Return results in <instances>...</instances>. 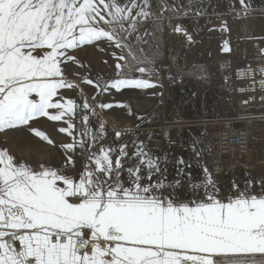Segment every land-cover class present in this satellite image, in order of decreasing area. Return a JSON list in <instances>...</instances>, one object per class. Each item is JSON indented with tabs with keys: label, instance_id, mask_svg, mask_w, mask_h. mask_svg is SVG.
I'll use <instances>...</instances> for the list:
<instances>
[{
	"label": "snow or ice",
	"instance_id": "6c2138e0",
	"mask_svg": "<svg viewBox=\"0 0 264 264\" xmlns=\"http://www.w3.org/2000/svg\"><path fill=\"white\" fill-rule=\"evenodd\" d=\"M239 3L245 15L254 10L251 0ZM162 19L151 0H0V132L26 125L52 144L30 123L45 117L62 121L58 132L72 138L60 145L67 158L57 165L32 166L0 149V264H264V178L246 173L244 186L234 180L225 194L201 165L196 140L189 160L174 161L148 146L155 133H145L146 143L134 132L131 150L106 144L104 125L90 127L93 105H78L62 91L76 88L71 65H84L73 52L85 45L113 49L117 61L108 79L81 75L94 86L93 102L106 93L162 87L156 38ZM149 21L151 33L141 34ZM169 27L195 42L184 25L170 18ZM223 51H230L227 42ZM169 72L170 80L182 81L179 70ZM162 131L175 145L170 130ZM123 135L115 132L118 140ZM194 166L198 181L189 171Z\"/></svg>",
	"mask_w": 264,
	"mask_h": 264
},
{
	"label": "rangeland",
	"instance_id": "374dc122",
	"mask_svg": "<svg viewBox=\"0 0 264 264\" xmlns=\"http://www.w3.org/2000/svg\"><path fill=\"white\" fill-rule=\"evenodd\" d=\"M151 2L153 12L163 17L160 30L156 33L162 53L157 66L160 68V83L165 88L163 96L157 97L156 87L106 93L101 95L97 102H93L92 96L97 94L94 86L84 83L81 75L90 76L94 81L108 79L115 75L117 61L111 54L113 49L101 52L95 46L85 45L73 52L84 67L71 65L75 75L69 79L77 86L75 89L62 90L65 98L75 100L78 105H82L84 100L93 105L96 115H90V127L95 131L100 124L104 125L106 144L126 143L131 150V142L136 139L134 132H138L139 139L146 143L148 141L145 133H155L148 146L157 155H162L164 151L169 152L170 159L174 161L178 156L189 160L190 145L193 140L198 141L196 147L201 152V165L209 168L225 194H231L234 180L243 187L244 181L248 178L246 173L256 181L264 178V142L261 139L251 141L249 158L239 159L233 156L229 159V155L221 160L209 158L212 137L216 135L220 126L243 124L248 128L249 124L239 117L254 114L253 110L245 111L238 108L230 90L224 86L220 75L215 72V64L220 60L237 63L243 59H257L254 56L256 47L253 44L256 42L259 46L264 45V11H261L264 9V0H251L254 10L245 16L241 13L239 0H151ZM165 6L168 10H163ZM173 8H179L181 12L187 11L189 15L174 16ZM170 18L173 26L184 25L195 42L189 45L183 35L172 33L169 27ZM222 18L225 19L224 23H221ZM225 23L228 30L224 32L220 30L217 34L209 33L211 27H222ZM145 29L151 33L152 21L141 27V34ZM148 39L151 40V36ZM225 42L230 51L222 50ZM133 43L138 42L133 39ZM144 47L145 51H149L147 45ZM116 51L119 52L118 49ZM169 68L172 75L179 70L183 77L182 81L170 80ZM99 102L111 103L113 107L101 109L98 106ZM259 110L263 112L264 106L259 107ZM263 119L258 121L261 126H264ZM30 123L36 130L44 132L53 143L49 144L35 135L28 126L21 125L0 132V149H6L15 159L32 166H38L40 163L57 165L65 160L67 157L60 145L72 142V138L58 132L59 127L65 126L63 122L40 117ZM75 124L79 128L81 120L76 119ZM125 129L128 131L125 132ZM164 129L170 130L175 145H168L163 136ZM116 131L124 132L119 140L115 136ZM189 171L195 180L202 178L199 167L194 166ZM175 176V167L170 163L168 179L172 180ZM259 190V185H256V191Z\"/></svg>",
	"mask_w": 264,
	"mask_h": 264
},
{
	"label": "built area",
	"instance_id": "2783aa9c",
	"mask_svg": "<svg viewBox=\"0 0 264 264\" xmlns=\"http://www.w3.org/2000/svg\"><path fill=\"white\" fill-rule=\"evenodd\" d=\"M253 45L257 48L258 43L255 42ZM215 72L220 75L224 86L230 90L240 110L264 106V61L243 59L233 63L230 60H220L215 64ZM164 91V85L158 87L157 97H162ZM244 116H240L239 119L241 117L246 119ZM257 116L264 118V111L259 112ZM215 136L216 139L211 144V154L225 153L239 159L249 158L251 138L245 125L223 124Z\"/></svg>",
	"mask_w": 264,
	"mask_h": 264
},
{
	"label": "bare ground",
	"instance_id": "6f19581e",
	"mask_svg": "<svg viewBox=\"0 0 264 264\" xmlns=\"http://www.w3.org/2000/svg\"><path fill=\"white\" fill-rule=\"evenodd\" d=\"M241 13H243L242 15L245 16L243 10H241ZM224 22H225V19L222 18L221 19V23H224ZM220 30H221L220 26L211 27L209 29V33L210 34H217V33H220ZM208 36H210V35H208ZM223 48H222V50H223ZM254 56L257 59H260V60L264 61V45H260L259 46V44H258L257 48H255V50H254ZM253 59H255V58H253ZM249 110H253L254 111L253 113H256V114L255 115H250V114L249 115H245L244 118H246V119H242V117H241V120H243L244 122H247L249 124L248 131L250 133L251 141L254 140V139H257V140L261 139L262 142H264V126H261V125L258 124V121H260V119H263V118H260V117L257 116L258 113L262 112V111L259 110V108H253V109H249ZM213 136L214 137H212V142L215 141V139H216L215 138L216 136L215 135H213ZM253 147H254V145H253ZM251 149H252V147L250 145L248 152H250ZM227 155H229V159L231 157H233V155H231V154H225L224 153V154H221V155H217L216 153H212V154H210L209 158L211 160H221L224 157H226Z\"/></svg>",
	"mask_w": 264,
	"mask_h": 264
}]
</instances>
